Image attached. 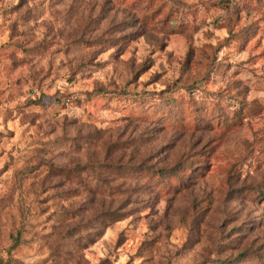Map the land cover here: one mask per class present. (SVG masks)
Instances as JSON below:
<instances>
[{
  "label": "rangeland",
  "instance_id": "obj_1",
  "mask_svg": "<svg viewBox=\"0 0 264 264\" xmlns=\"http://www.w3.org/2000/svg\"><path fill=\"white\" fill-rule=\"evenodd\" d=\"M0 264H264V0H0Z\"/></svg>",
  "mask_w": 264,
  "mask_h": 264
},
{
  "label": "trees",
  "instance_id": "obj_2",
  "mask_svg": "<svg viewBox=\"0 0 264 264\" xmlns=\"http://www.w3.org/2000/svg\"><path fill=\"white\" fill-rule=\"evenodd\" d=\"M107 160L106 159H102V160H96V162L93 164L94 166H98V167H102L104 168L105 163ZM115 161H117L118 164H120L123 161V154H119L116 156ZM116 166H120V165H116ZM156 174H158V176L162 179L166 177V172L165 170H159ZM178 175V173H174L172 174V178H176ZM113 178L111 175L105 177L104 180V185H107V182L110 180H113ZM98 182V181H97ZM115 195H125V190L122 188V186H118L116 188H108L105 189V193L103 194V196H105L104 201L102 202L103 204V208L107 209L106 213L107 214H115L114 210H112L113 208V199Z\"/></svg>",
  "mask_w": 264,
  "mask_h": 264
}]
</instances>
